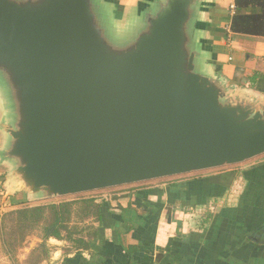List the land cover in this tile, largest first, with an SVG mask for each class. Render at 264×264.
<instances>
[{
	"label": "water",
	"instance_id": "obj_1",
	"mask_svg": "<svg viewBox=\"0 0 264 264\" xmlns=\"http://www.w3.org/2000/svg\"><path fill=\"white\" fill-rule=\"evenodd\" d=\"M206 2L151 0L125 25L110 10L116 37L95 0H0L9 193L50 201L264 155V93L211 72Z\"/></svg>",
	"mask_w": 264,
	"mask_h": 264
},
{
	"label": "crops",
	"instance_id": "obj_2",
	"mask_svg": "<svg viewBox=\"0 0 264 264\" xmlns=\"http://www.w3.org/2000/svg\"><path fill=\"white\" fill-rule=\"evenodd\" d=\"M144 1L106 0V4L118 23L125 25ZM233 14L234 0H207L205 4L201 29L208 66L230 85L264 93V37L232 35ZM254 74L258 79L250 83ZM5 175L6 168L0 165L2 202L20 195L9 193L3 184ZM156 193L149 191L147 197ZM129 199L117 198L115 205L109 199L99 202L120 216ZM163 205L156 219H138L130 210L128 219L110 215L87 251L65 253L64 242L49 239L50 257L41 264H264V157L240 169L177 180L166 188ZM165 207H169L166 219ZM205 209L212 213L202 219L198 212ZM125 223L132 226L127 234ZM120 242L139 244L141 249L129 257Z\"/></svg>",
	"mask_w": 264,
	"mask_h": 264
},
{
	"label": "trees",
	"instance_id": "obj_3",
	"mask_svg": "<svg viewBox=\"0 0 264 264\" xmlns=\"http://www.w3.org/2000/svg\"><path fill=\"white\" fill-rule=\"evenodd\" d=\"M150 1L142 2L138 8L141 9ZM229 32L236 36L264 37V0H234V14ZM257 79L258 75L254 74L249 80L250 83H255ZM147 194L148 192L139 191L133 203L134 207L129 203L125 209H121L120 216L112 215L109 205L100 203L95 197L48 201L35 206L21 205L2 213L0 217L1 247L5 256L12 258L26 238L36 234L40 243L29 254L28 264H41L49 259L51 248L46 244L49 239L64 242L65 253L87 251L92 240L98 236V227L110 215L113 219H128L127 215L130 214L127 211L130 210L138 219H156L163 204L160 201H149ZM125 226L124 234H127L132 226L126 223ZM120 245L129 257L141 249L139 244L120 242ZM132 264L136 263L132 261Z\"/></svg>",
	"mask_w": 264,
	"mask_h": 264
},
{
	"label": "rangeland",
	"instance_id": "obj_4",
	"mask_svg": "<svg viewBox=\"0 0 264 264\" xmlns=\"http://www.w3.org/2000/svg\"><path fill=\"white\" fill-rule=\"evenodd\" d=\"M95 3L98 6V7L97 6L96 7L98 8V11L101 14V18H102L103 22L106 24V26L107 25H108V27L110 26L109 29H111L112 35H114L116 37H119V36L123 35L124 33L126 35L127 33L124 30H123V33H122V31L116 32L111 27V24L109 21L111 19L110 18L111 17L110 5L105 4L103 0H95ZM129 18H130V23H132V24L138 21L137 16H135L133 13L130 15ZM262 157H264V155L259 156L255 159H252L250 161L244 162L242 164L234 165V166H227V167H222V168H218V169L205 170V171H200V172H195V173L173 176V177H169V178H162V179H157V180H152V181H146V182L132 184V185L109 188V189H104V190L74 195V196H70V197H65V198H61V199L50 200V202L51 201L57 202V201H61L62 199L63 200L76 199L79 197H95L98 199V201L103 200V199H109L113 203V205H115L116 204L115 201L117 198L125 196L128 199L130 198L129 202L132 203L133 200L136 201L135 200L136 199V192H138V191L149 192V191L156 190V191H158V193H156L157 194L156 196H149L146 198L150 201L156 200L157 202L160 201L162 204L163 203L166 204V188L172 186L173 182H176L177 180L190 179L191 177H193L195 175L206 176V175H210L213 173H220V172L240 169V167H246L249 164L258 161V159H261ZM160 191H163L164 193L160 192ZM132 196L135 197V199H132ZM46 202H48V201H42V202L27 201L26 202L25 196L23 194H20L18 196L16 195L15 198L7 199V200H5V202H2V196H0V215H2V213H4L2 211V209L6 212L12 208H16V207H19L21 205L26 204L25 206H35V205H40V204H43ZM121 202L123 204H125L124 201H121ZM163 209H164V205H162L161 211ZM198 213L202 215L201 217L203 219V217H204L203 215H206V213H212V212H211V210L205 209V210H202V212L199 210ZM167 215H169V213ZM164 217L166 219V214H164ZM190 219H194V218H190ZM38 242H39V240H38L36 234L28 236L26 238L25 242L21 245V247L16 250V252L12 256V258H9V257L5 256V253H4L3 248L1 247V241H0V264H28L27 263L28 256L37 247V245L39 244Z\"/></svg>",
	"mask_w": 264,
	"mask_h": 264
}]
</instances>
